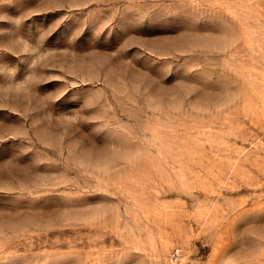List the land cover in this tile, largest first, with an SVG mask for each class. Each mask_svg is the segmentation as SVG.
<instances>
[{"label":"rangeland","instance_id":"374dc122","mask_svg":"<svg viewBox=\"0 0 264 264\" xmlns=\"http://www.w3.org/2000/svg\"><path fill=\"white\" fill-rule=\"evenodd\" d=\"M0 264H264V0H0Z\"/></svg>","mask_w":264,"mask_h":264}]
</instances>
